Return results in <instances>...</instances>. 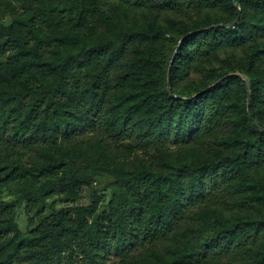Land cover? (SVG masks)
<instances>
[{
    "label": "trees",
    "instance_id": "obj_1",
    "mask_svg": "<svg viewBox=\"0 0 264 264\" xmlns=\"http://www.w3.org/2000/svg\"><path fill=\"white\" fill-rule=\"evenodd\" d=\"M135 1L142 19L99 0H25L0 23V191L20 185L0 200V264H264V0H235L239 13L231 0ZM221 49L241 56L212 67ZM90 129L108 141L63 147ZM104 175L107 201L79 204ZM222 187L249 211L225 218ZM54 196L71 207L21 232L15 208Z\"/></svg>",
    "mask_w": 264,
    "mask_h": 264
},
{
    "label": "rangeland",
    "instance_id": "obj_2",
    "mask_svg": "<svg viewBox=\"0 0 264 264\" xmlns=\"http://www.w3.org/2000/svg\"><path fill=\"white\" fill-rule=\"evenodd\" d=\"M100 4L104 11H109L112 7L118 6L121 12H127L130 17L135 15L137 18L142 19V13L145 11L139 4H136L135 0H99ZM25 0H0V23L8 24L11 19L16 17H21L25 15ZM212 15L215 14V11L205 10L202 12H184L183 15H171L172 17H176L178 19H192L199 20L204 15ZM180 40H176V37L170 32L165 36L163 40L164 48L167 51L171 49L176 50L179 47ZM235 55L236 58L241 56V52L239 50L233 49H221L216 56L211 61L212 67H219L220 61L229 55ZM192 77L194 79H198L197 75L193 74ZM105 141L107 140L103 130L101 129H90L87 131L85 135H82L78 139H76L71 144H63V147H72L77 144L83 145H95L97 141ZM108 141V140H107ZM128 140L124 141L122 144L117 145L122 149H128ZM165 146L168 148L167 153L174 158L180 149H177L176 146L173 145L171 141H167ZM54 149V148H51ZM185 151V150H184ZM153 149L149 150H133L131 157L139 156V157H151L154 154ZM13 153L19 156L23 163L30 166L32 162L39 161L40 159V150L37 148L32 149H24V148H16L13 150ZM182 155H187V152ZM262 172V171H261ZM112 179L108 176H95L94 182L91 188L88 191H84L82 193L81 198L78 200V203L81 205H87L89 203V197L93 193H97L98 196L104 197L103 200L107 201L110 196L111 190L104 191V188L107 184L111 183ZM20 191V185L11 184L0 191V200L5 202H11L17 199ZM218 195L217 199L213 202L216 204H220L219 210L222 212L225 218H231L246 214L249 210L246 207H242L239 202V198H229L226 196V188L222 187L216 193ZM223 195V196H221ZM220 198V199H219ZM71 207V204L67 202L64 196H54L47 200L46 204L40 208H31V206L26 203L21 204L19 207L15 208V222L17 224L18 229L27 233L38 225L46 220L52 211H66ZM195 211V210H193ZM210 221H212L210 219ZM140 251H137L133 256H137ZM120 260L115 256L111 255L108 259L105 260L104 264H120Z\"/></svg>",
    "mask_w": 264,
    "mask_h": 264
},
{
    "label": "water",
    "instance_id": "obj_3",
    "mask_svg": "<svg viewBox=\"0 0 264 264\" xmlns=\"http://www.w3.org/2000/svg\"><path fill=\"white\" fill-rule=\"evenodd\" d=\"M231 2H232V4H233V6L237 9V12H238V7L236 6L235 0H231ZM238 13H239V12H238ZM237 20H238V18H237ZM237 20H236L233 24H230V25H218V26H216V27H220V28H222V27H233V26H235ZM214 27H215V26H214ZM182 41H183V39L179 42V45L182 43ZM229 76H231V75H229ZM226 77H228V76H226ZM211 87H212V86H211ZM211 87H209L207 90H209Z\"/></svg>",
    "mask_w": 264,
    "mask_h": 264
}]
</instances>
